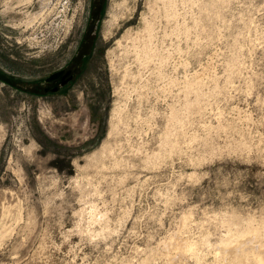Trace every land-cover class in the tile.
Segmentation results:
<instances>
[{"label":"rangeland","instance_id":"1","mask_svg":"<svg viewBox=\"0 0 264 264\" xmlns=\"http://www.w3.org/2000/svg\"><path fill=\"white\" fill-rule=\"evenodd\" d=\"M156 1L0 0V264H231L215 247L250 225L264 245V0Z\"/></svg>","mask_w":264,"mask_h":264},{"label":"bare ground","instance_id":"2","mask_svg":"<svg viewBox=\"0 0 264 264\" xmlns=\"http://www.w3.org/2000/svg\"><path fill=\"white\" fill-rule=\"evenodd\" d=\"M163 2H164V6H165V10H166V15L167 16H169L170 15V13L169 12H172V13H176L177 11H176V0H162ZM183 1V0H182ZM152 3V2H151ZM151 3H150V5H151ZM153 3H154V9L156 8V6H157V1L156 0H153ZM169 3V4H168ZM168 4V5H167ZM156 5V6H155ZM152 6V5H151ZM159 8H160V6H159ZM152 9V8H151ZM156 14H157V12H156ZM153 20V19H152ZM147 21V24H146V27H145V32H146V34L145 35H147L148 37H153L154 35H153V33H154V24L155 23H153V21H150V20H146ZM143 30V31H144ZM140 37H141V35H140V31H137L136 32V36H135V48H136V50H137V52H136V55L139 57L138 59H142V58H144L145 60H147L148 62H149V58H151L152 59V53L154 52V51H152L151 49H148V46L149 45H147V43L149 42H152V44H153V41H151L150 39H148V40H150V41H148L147 43H142V41L140 40ZM144 37V35L142 36V38ZM145 38V37H144ZM133 39V38H132ZM145 40V39H144ZM143 42H145V41H143ZM138 43H142L141 45L143 46H141L140 44H138ZM133 46H134V44H133ZM142 47V48H139V47ZM152 45L150 44V47H151ZM155 50V49H154ZM151 51H152V53H151ZM156 53V52H155ZM135 55V56H136ZM157 55V54H156ZM155 56V55H154ZM160 58H161V56H160ZM149 59V60H148ZM144 60V61H145ZM143 61V60H142ZM147 61H146V63H147ZM138 62H139V60H138ZM140 64V63H139ZM142 64H145V63H143L142 62ZM141 64V65H142ZM140 65V66H141ZM132 71V70H131ZM136 72H137V70H136ZM129 73L131 74V72L129 71ZM138 73V72H137ZM136 73V74H137ZM140 73V72H139ZM129 74V75H130ZM126 75H128V73L126 74ZM136 76V75H135ZM139 76H140V74H139ZM143 76V75H142ZM135 78V77H134ZM137 78V77H136ZM135 80V79H134ZM138 82V81H137ZM137 88V87H136ZM130 89V88H129ZM252 224V223H251ZM259 228V227H258ZM257 227L256 228H254V227H252V225H250V227H248V230H246V232L244 233H242L241 232V234H239L238 235V237L237 236H235V239H229V238H227L225 241H223L222 243H221V246H217V247H215V249L217 250V253L219 254V253H221V254H223V257H228V259H229V263H231V264H264V245H260L259 247H260V250H259V248H258V252H256V250H253L254 249V247H251V246H253V245H249L250 244V241L248 242V241H246L245 239H243V237H245V236H247V235H251V236H256L257 234H258V232L260 231L259 229H258ZM237 233V232H236ZM233 235H234V233H233ZM232 235V236H233ZM178 236H176V237H173L167 244H166V248L167 249H176L177 250V252L179 251V253L181 254V253H183L185 250H187V248H189V249H193L194 248V243H192V244H188V242H186V240L184 241V240H182V239H178L177 238ZM255 238V237H254ZM253 241V240H252ZM190 242V241H189ZM260 244V243H259ZM258 244V245H259ZM165 247V246H164ZM256 247V246H255ZM168 250V251H169ZM176 252V251H175ZM174 252V256H175V253ZM169 253H170V251H169ZM178 253V254H179ZM171 254V253H170ZM173 254V253H172ZM226 257V258H227ZM168 264V263H167Z\"/></svg>","mask_w":264,"mask_h":264},{"label":"water","instance_id":"3","mask_svg":"<svg viewBox=\"0 0 264 264\" xmlns=\"http://www.w3.org/2000/svg\"><path fill=\"white\" fill-rule=\"evenodd\" d=\"M68 74V73H67ZM72 71L67 76H65V73L63 71H58L54 74H52L49 77V81H54V85L52 86V90H57L59 88V83L64 84L65 82H68L71 79Z\"/></svg>","mask_w":264,"mask_h":264},{"label":"flooded vegetation","instance_id":"4","mask_svg":"<svg viewBox=\"0 0 264 264\" xmlns=\"http://www.w3.org/2000/svg\"><path fill=\"white\" fill-rule=\"evenodd\" d=\"M73 67H74V65H73ZM80 67H81V63L78 61L77 65L72 69V75H71V79L69 81H73V79L75 78Z\"/></svg>","mask_w":264,"mask_h":264}]
</instances>
